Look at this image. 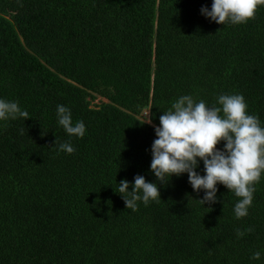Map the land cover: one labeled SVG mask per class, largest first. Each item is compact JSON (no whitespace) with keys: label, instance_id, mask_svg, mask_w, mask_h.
Segmentation results:
<instances>
[{"label":"trees","instance_id":"16d2710c","mask_svg":"<svg viewBox=\"0 0 264 264\" xmlns=\"http://www.w3.org/2000/svg\"><path fill=\"white\" fill-rule=\"evenodd\" d=\"M212 2L0 0V98L30 114L0 121V264H264V174L241 219L234 193L220 184L203 205L187 174L135 211L117 192L137 174L156 182L154 126L182 95L243 94L264 126V5L226 26L201 13Z\"/></svg>","mask_w":264,"mask_h":264},{"label":"clouds","instance_id":"9594fccd","mask_svg":"<svg viewBox=\"0 0 264 264\" xmlns=\"http://www.w3.org/2000/svg\"><path fill=\"white\" fill-rule=\"evenodd\" d=\"M258 5H264V0H213L211 8L203 6L201 13L218 24L236 25L253 18ZM217 104L209 106L203 99L197 101L191 95H182L159 117V125L154 126L157 138L151 146L150 165L157 180L150 182L137 174L134 182L127 178L120 181L117 192L127 209L135 211L138 202L147 206L161 199L162 184L167 185L174 176L187 174L193 190L203 192L198 199L203 205L218 202V185L222 184L239 198L234 206L235 218L249 215L255 184L264 174V126L258 116L248 113L243 94H221ZM56 117L70 137L85 136L84 121L74 122L69 107L57 105ZM21 118L26 120L30 114L18 101L0 98V121ZM222 142L223 147H217ZM55 147L68 154L75 151L68 141L59 144L56 141ZM201 161L204 174L197 171ZM244 235V231L237 229L238 237ZM261 256L256 251L252 259L260 260Z\"/></svg>","mask_w":264,"mask_h":264},{"label":"rangeland","instance_id":"374dc122","mask_svg":"<svg viewBox=\"0 0 264 264\" xmlns=\"http://www.w3.org/2000/svg\"><path fill=\"white\" fill-rule=\"evenodd\" d=\"M99 102H100V100L95 101V103H99ZM144 115L146 116V114H144ZM11 175L17 177V175H15L14 173H11ZM3 177H5V176L0 177V186H1V185L3 184V182L8 178V177H5V178H3ZM8 179H9V178H8Z\"/></svg>","mask_w":264,"mask_h":264}]
</instances>
